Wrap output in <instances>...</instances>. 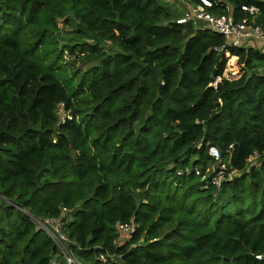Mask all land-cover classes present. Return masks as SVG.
<instances>
[{
    "label": "trees",
    "instance_id": "trees-1",
    "mask_svg": "<svg viewBox=\"0 0 264 264\" xmlns=\"http://www.w3.org/2000/svg\"><path fill=\"white\" fill-rule=\"evenodd\" d=\"M211 1L264 28V0ZM178 16L162 0H0V264H65L43 217L79 264H264V53ZM210 146L232 172L219 186L195 173L218 164Z\"/></svg>",
    "mask_w": 264,
    "mask_h": 264
},
{
    "label": "built area",
    "instance_id": "built-area-1",
    "mask_svg": "<svg viewBox=\"0 0 264 264\" xmlns=\"http://www.w3.org/2000/svg\"><path fill=\"white\" fill-rule=\"evenodd\" d=\"M211 5V0H199L195 4L188 3V10L185 11L181 17L177 18V22H185L187 20L202 21L205 26L212 31L221 33L227 40V44L244 47L255 45L264 53L263 27L253 24V21L248 20L247 18L235 21L230 12L215 14L207 10ZM241 9L245 10L251 17H254L259 12V8L255 4L242 5ZM252 42L256 43L253 44ZM63 115L64 113L61 114L62 119L64 118ZM208 152L218 161V164H209L204 173H202L199 168L195 167V173L201 175V179H206L210 173H213L210 176V182L219 186L220 180L225 178L226 175L231 177L232 172L226 171L227 165L225 161L221 160L219 151L216 147L210 146ZM257 156L258 153L254 152L249 159H255ZM35 223L39 228L43 229L54 242L57 254L64 255V261L66 264L72 262L79 264V262L67 250V245L69 244L70 239L65 233L59 217L38 218L35 219ZM116 226L118 240L121 235L129 237L136 227L133 221H130L129 223H117ZM99 257L103 260L105 259V255L103 254H99ZM257 257L260 256L257 255ZM52 262H54V260H52Z\"/></svg>",
    "mask_w": 264,
    "mask_h": 264
},
{
    "label": "rangeland",
    "instance_id": "rangeland-1",
    "mask_svg": "<svg viewBox=\"0 0 264 264\" xmlns=\"http://www.w3.org/2000/svg\"><path fill=\"white\" fill-rule=\"evenodd\" d=\"M162 1L165 2V3H169L170 4V7L172 9L174 8V10H176L175 8H176L177 5L180 6V7H182V8H180L179 11L176 10V12L177 13H180L181 15L183 14L182 13L183 12L182 10L187 11L188 10V7H189L187 0H162ZM179 17L180 16H178V18ZM58 26L59 27H62V21H60L58 23ZM69 28L70 27H65L64 30H63V33H65L66 35L70 34L71 31H70ZM252 43L255 44L254 42H252ZM226 56H227V61H226V68H225L224 74L228 78L231 77V76H238L240 67H239V65L237 63V57L235 55L230 56L228 54V52H227ZM66 58L71 59L72 57H69L68 56ZM258 71H260V69ZM58 111H59L60 114H62L61 107L59 108ZM124 238L127 239L128 237L126 235H121L119 240L120 241L121 240L124 241L125 240ZM52 260H54V262H64L65 263V261H64V255L63 254H59V255L55 254L53 256V259Z\"/></svg>",
    "mask_w": 264,
    "mask_h": 264
},
{
    "label": "crops",
    "instance_id": "crops-1",
    "mask_svg": "<svg viewBox=\"0 0 264 264\" xmlns=\"http://www.w3.org/2000/svg\"><path fill=\"white\" fill-rule=\"evenodd\" d=\"M180 8H182V7H180V6H178V5H177L175 9H176L177 11H179V10H180ZM182 11H183L182 13H184V12H185L184 10H182Z\"/></svg>",
    "mask_w": 264,
    "mask_h": 264
},
{
    "label": "clouds",
    "instance_id": "clouds-1",
    "mask_svg": "<svg viewBox=\"0 0 264 264\" xmlns=\"http://www.w3.org/2000/svg\"><path fill=\"white\" fill-rule=\"evenodd\" d=\"M183 14H184V13H183ZM183 14H182V15H183ZM182 15H181V16H182ZM181 16H180V17H181Z\"/></svg>",
    "mask_w": 264,
    "mask_h": 264
}]
</instances>
